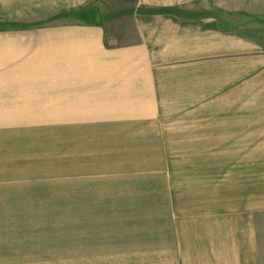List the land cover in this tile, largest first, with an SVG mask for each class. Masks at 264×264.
Returning a JSON list of instances; mask_svg holds the SVG:
<instances>
[{
  "label": "rangeland",
  "instance_id": "obj_1",
  "mask_svg": "<svg viewBox=\"0 0 264 264\" xmlns=\"http://www.w3.org/2000/svg\"><path fill=\"white\" fill-rule=\"evenodd\" d=\"M221 2L248 19L264 13V0H213ZM133 3L97 0L77 11L105 27L111 47L120 32L132 37L124 13ZM46 11L36 0H0V21L9 24L46 19ZM121 13L122 22L111 25ZM39 31L32 40L47 29ZM31 37L0 34V97L10 102L5 109L0 102V264H183L190 237L205 235L200 223L221 216L255 218L264 264V140L246 133L244 142L168 141L204 137L173 136L189 127L119 115L110 123L109 112L88 101L63 110L51 102L57 80L47 74L75 63L35 58V45L8 46L15 39L35 44ZM237 113L195 114L220 125L237 121Z\"/></svg>",
  "mask_w": 264,
  "mask_h": 264
},
{
  "label": "crops",
  "instance_id": "obj_2",
  "mask_svg": "<svg viewBox=\"0 0 264 264\" xmlns=\"http://www.w3.org/2000/svg\"><path fill=\"white\" fill-rule=\"evenodd\" d=\"M36 1L51 16L14 21L10 24L19 26L13 29H6L8 21H0V34L30 32L31 37L46 28L45 36L31 37L35 44L15 39L8 46L35 45L38 49L30 51L35 58L74 61L73 70L68 65L61 73L47 74L46 79L57 80L49 100L64 105L61 109L80 110L88 101L94 103L90 109L109 112L104 121L110 123L119 115L121 121L132 117L133 122L151 125L157 121L158 127H189L173 136L204 137L168 141L244 142L246 133L253 136L249 141L264 140V13L248 19L244 11L224 7L223 2L214 5L213 0H134L124 13L133 24L132 37L125 30V36L120 32L111 37L107 47L104 26L74 16L97 0ZM117 15L111 25L122 22L123 13ZM0 102L3 109L10 103L4 97ZM214 111L238 112L237 121L215 125L195 114ZM247 112H253V121L245 120ZM249 125L253 132L246 129ZM219 218L200 223L205 235L190 237V256L183 264H261L255 218Z\"/></svg>",
  "mask_w": 264,
  "mask_h": 264
},
{
  "label": "trees",
  "instance_id": "obj_3",
  "mask_svg": "<svg viewBox=\"0 0 264 264\" xmlns=\"http://www.w3.org/2000/svg\"><path fill=\"white\" fill-rule=\"evenodd\" d=\"M75 15H78V17H76L77 19H79L81 22H85V23H88V24H93V25H99L96 21L94 20H91L93 19L92 17L88 16L89 13L87 14V12H85V10L83 11H80L78 12L77 14ZM101 25V24H100ZM19 25H16V24H7V27L6 29H13L15 27H18Z\"/></svg>",
  "mask_w": 264,
  "mask_h": 264
}]
</instances>
